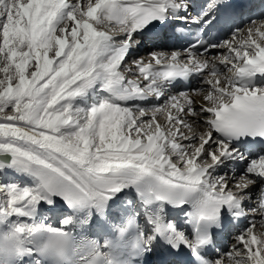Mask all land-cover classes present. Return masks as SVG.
Here are the masks:
<instances>
[{
  "label": "bare ground",
  "instance_id": "6f19581e",
  "mask_svg": "<svg viewBox=\"0 0 264 264\" xmlns=\"http://www.w3.org/2000/svg\"><path fill=\"white\" fill-rule=\"evenodd\" d=\"M115 1L121 0H95L91 2L90 8H86L83 13H80L78 9H75L77 5L72 4L68 0H0V20L7 21L6 28L4 27L5 40L12 45L14 43L12 39L20 37L21 41L27 46L24 54L28 57L35 56L37 64L36 73L30 78L33 79L32 83L37 82L36 85H38V89L36 85L34 87L37 90L33 89L34 92H39L40 103L37 110L32 115V118L27 121L0 124V153H8L10 155V160L7 162L0 161V166H11L4 171L3 176L6 177L8 171H14L17 175H24L27 182L32 186L29 199H27L23 206H21V209L18 210L22 212H32L36 208V201L32 197L33 195L38 197L39 193H33V190L39 188L40 183L30 174V171L40 166L35 163L33 158L39 157L41 154L48 157V162L54 163L56 166L64 164L68 165L70 168L81 170L96 166L114 168L117 160H131L138 165H147V171L153 166L158 167L159 165H154V161H159V164L163 165L166 172L177 170L176 179L172 181L174 184L195 189L196 194L205 195L211 192L217 195L231 194L241 198L243 195L247 197L250 194L252 196L251 199H255L256 195H253V188L256 185L248 188L244 183L243 185L235 186L237 185L235 181H244L241 174L238 173V170H234L232 166L221 171L223 165L213 169V165L217 163L218 157L209 159L201 154L209 151L206 143L213 134L210 122L217 108L231 101L235 95L244 93L245 88L250 91L264 89V85L255 86L252 89L248 88L246 82L249 79V73H242L238 69L245 58L249 55L251 56L257 45L262 42L264 36L259 37L260 35L254 34V31H264L263 22L259 23L260 20L254 21L255 24L248 30V35L245 36V39L249 40L250 44L246 47H242L243 44L241 46L242 48L238 46L240 49L237 50L236 48L237 52L235 51L238 55L230 56L228 61L230 62L229 65H226V60H224L228 52L222 50L221 47L212 49L208 56L198 59L195 63L194 67L199 72L197 73L198 75L204 74L200 70L207 64L212 67L211 70H213V73L222 72L223 69L225 72L227 71V73L221 77L214 74L213 80L209 81L212 83V88H209L211 92H209V95H206L207 97L202 93L203 91L200 93V90H202L204 86L198 85L196 80L191 82L190 89H194L193 94H191L193 98L192 100L189 98V103L186 105L183 112L189 111L190 116L188 115L189 117L187 118H189L190 124H193L192 126L194 127H198L197 130H203L205 134L200 142V147L193 157H196L194 162L188 161L190 163L187 162L188 164H185L184 169H176L177 167L173 169L171 167L172 164H166V161L160 159L161 152H159V150L163 147L160 140L157 141V138L151 135L149 138H146L147 141L143 146L136 149L133 145L129 144L125 137V129H123L122 125L119 123L122 118H124L123 116L127 115L124 112H120L119 109L121 105L136 103L140 108H145L149 104L162 102V99H160V101L156 100L158 95L155 97L156 99L149 98L145 103L141 102L140 100L143 97L141 94L146 93L140 85L151 83V80L155 79L150 77L149 72L151 70V65L154 63L159 64L160 62L166 64L169 62V59H167V57L163 58V56H157L153 51H158L157 49L160 47H154L152 45L150 49L152 51L142 56L150 63L141 65L138 68V72L136 73L138 78H135V82L129 84L125 83L126 78L123 76L121 70L117 71V69H121V64L129 58L131 51H128L127 47L131 44L133 39L128 36L122 38L120 28L115 29L112 26H107V24L100 20L101 11H103L107 5ZM8 4L14 6V9L10 10ZM254 16H257V18L263 17L259 15V11L252 15V17ZM63 17L65 19L66 17H70V19H72L69 21L68 27L71 33L69 36L67 35L65 37L64 41L53 39L54 30L61 23ZM247 22L248 19L241 21L239 24H245V26H247ZM105 27L113 30L114 36H111L112 38H110V36L106 38L109 32L106 31ZM52 39L53 42L51 41ZM122 39L126 43L122 49H114V47L109 46L111 43L113 44V42ZM6 44L7 43L4 44V47ZM226 45L229 44L226 43ZM47 48L51 54L50 59H48L50 56L46 57L44 55L45 53H42V50ZM6 49L9 54L13 55L17 50V46L16 48L8 46ZM53 57H56L54 63ZM190 61H192V59H189V62ZM208 68L210 67L208 66L207 69ZM144 69L147 70L144 71ZM130 72L131 70L128 71V74H131ZM26 78L22 77V80L18 81L12 88L10 87V92L16 97L24 96L33 88L31 86L34 84L29 85L31 82L28 83L25 80ZM54 81L56 83H53ZM111 82L113 84H110ZM92 90H99L98 92L104 95L101 106L94 107L91 112L85 111V109L74 113L72 112V114L69 113V111L66 112L65 108L69 107L68 104H70L71 101L79 100V98L82 97L84 98L85 94ZM132 91H135L134 95H128V93ZM46 98V103H42V100H46ZM61 105L65 107L64 110ZM147 111L145 112L147 113ZM177 113L178 112H176V114ZM77 117H81V120L78 121ZM142 117H145V114ZM126 119L128 118L126 117L125 120ZM64 127L67 128V131L72 133V136L69 138L72 139L71 141L73 142L71 145L52 140L50 137L51 135L59 134ZM193 131L192 129L188 130L183 137L186 136L187 141H193L197 136H202L200 131L194 133ZM94 137H96V140L99 142L97 145H99L100 148V155H95V153L91 154L89 150ZM216 139L218 140L217 136ZM153 148H155L154 155L150 156L148 152L153 150ZM226 151L227 149L223 145L221 148H217L218 154L222 155ZM137 152H142L143 155ZM147 154H149V156H144ZM196 160H202L204 163L201 167H209L207 172H212V176H217L221 181H219V183L217 179L211 181L206 178V175L200 180L198 175L199 171L197 169L198 164L195 162ZM254 163L253 166L256 165L255 170H248V172L255 173V177H250L246 174H244V176H246L245 180L250 179L255 183L256 177L264 176V156L255 159ZM234 171H236L237 174H233ZM22 182L27 183L23 180ZM128 183L135 185L136 181L129 179ZM112 186H123V181ZM235 187L238 193H236ZM245 189H251V192H246ZM262 195H264V192ZM237 203L238 205L240 204L241 208L251 204L247 200H238ZM259 204L261 203L259 202ZM258 209V212L253 217L254 221L251 223L249 222L248 225L243 223L240 226L241 228L236 231V233L242 234L246 231V227L252 224L246 232L249 244L251 245L250 247L254 249L255 253L251 258L253 261L249 264H264V260H261L262 249L261 247L259 248L260 242L264 244V237H256L254 234L256 231L255 228V231L252 233L250 232V230H253L251 227L256 226V228H258L257 223H259V219L261 217L264 218V206L258 205ZM38 212L37 210L35 222L30 217H26V219L22 221L20 220L21 216L6 215L4 222L0 224V230L2 228H7L11 231L13 226L20 227L21 225L43 227L41 223L36 222ZM9 220L11 222L7 224ZM232 220H237V217ZM51 225H54V222ZM43 231L44 229L40 230L41 233ZM17 235L20 237L23 235L22 239L25 238L28 243L32 234L30 235L28 231H25L17 233ZM27 238H29V240ZM21 247L23 248L24 246L22 245ZM223 256H221L220 260H216L215 256L212 262H214V264H220V262L223 264V261L226 259V257Z\"/></svg>",
  "mask_w": 264,
  "mask_h": 264
},
{
  "label": "snow or ice",
  "instance_id": "6c2138e0",
  "mask_svg": "<svg viewBox=\"0 0 264 264\" xmlns=\"http://www.w3.org/2000/svg\"><path fill=\"white\" fill-rule=\"evenodd\" d=\"M197 8L200 9L197 14L202 16V20L197 23L208 32L217 28L238 30L240 25L235 21L243 16L251 22L253 9H258L259 15L264 16V0H260L258 4L251 0H211L209 5H185L182 17L187 19V14ZM165 20L168 21V27ZM170 27L171 20L165 16L164 20L145 25L135 35L146 39L151 33L153 46L166 48L174 38L169 34ZM222 108L223 111L216 114L219 117L218 127L225 136L232 138L221 136L217 140L213 133L206 143L209 151L201 155L209 159L218 157L213 169L223 165L221 171L228 168V161L236 159L238 162L233 165L234 170H238L239 174L255 177V173L248 172L247 165L264 156V89L250 91L245 88L242 96L235 95ZM222 145L226 146L227 151L221 155L216 149ZM33 159L41 166L30 171L40 183V187L33 190V193H39L38 197H32L36 201V208L32 212H22L15 207L7 209L5 204H0V208L5 209L0 212V223L4 222L6 215L12 214L34 220L37 210L47 218L56 219L55 225L46 226L50 235L39 246L40 251L33 250L27 254L29 264H43L41 251L54 250L63 255L68 246V230L76 224L82 226L85 233H91L95 237L104 236V245L107 247L112 243L107 239L109 231L123 235L126 228L134 222L143 223L145 227L142 230L147 240V243L133 245L138 250V264H214L206 257L212 252L211 245L220 233L215 229L211 232L201 229L197 237V232L189 226V221L180 220L182 214L187 217L185 203L196 196V190L174 184L172 181L176 179V171L166 172L159 161H154V165H159L158 167L153 166L147 171V165H138L131 160H117L114 168L96 166L81 170L65 165L68 168L65 171L45 159ZM10 167L0 166V175ZM172 168L175 169L176 166L172 165ZM233 174L237 172L234 171ZM5 179L27 182L24 175H17L14 171H8ZM129 179L135 180V185L128 183ZM121 181L123 186H112ZM256 183L260 191L264 192V176L256 177ZM5 188L7 185L0 181V191ZM245 191L250 193L251 189ZM152 196L162 197L166 210L153 207L150 199ZM198 204L199 201L193 200L194 207ZM125 220L126 224L116 223ZM169 223L177 232L184 233L183 242H175V233L169 228ZM230 223V213L224 211L223 228L226 229ZM215 227L221 228V223L218 221ZM40 230L43 228L33 225L13 226L10 232L0 237V251L9 254L19 252L25 241L17 233L28 231L31 235ZM90 243L95 245L97 240L92 239ZM222 255L225 253H220L217 249L216 260H220Z\"/></svg>",
  "mask_w": 264,
  "mask_h": 264
},
{
  "label": "rangeland",
  "instance_id": "374dc122",
  "mask_svg": "<svg viewBox=\"0 0 264 264\" xmlns=\"http://www.w3.org/2000/svg\"><path fill=\"white\" fill-rule=\"evenodd\" d=\"M68 1L74 5H77L75 6V9H78L80 13H83L84 9L90 8L91 2L95 0H68ZM11 4L14 5L13 3ZM12 5L8 4L9 7L8 6L7 7L10 10H13L14 6ZM67 17L66 19L63 17L61 23L55 28L54 34L52 37L53 39L64 41L65 37L67 35L69 36V34L71 33L68 27H69V21H71L72 19H70V17L69 18ZM1 20H0V124H10L12 122L27 121L31 119L32 115L34 114V112L37 110V107L39 106V103H40L39 92L37 91L34 92V90L38 89V85H36L37 82L32 83L33 79H30L31 77H33V75H35L34 73H36L37 64H36L35 56L28 57L24 54L25 48H27V46L24 42L21 41L20 37L13 38L12 42L14 41V43L12 45H10V43L5 40L4 38L5 30L4 29L6 28L5 26L7 24V21L2 20L3 21L2 22ZM259 20H260L259 23L263 22V27H264V16ZM254 24H255L254 21H251L248 23L247 26L241 27L236 32H234L235 33L234 35L229 34L227 37V44L229 45H223L222 49L227 50L229 54L232 56L237 55L236 52L238 49H240L238 48V46L241 47L243 44L244 46L248 45L249 40L245 39V36L248 35V30H250ZM106 31L109 32V35L106 36V38H109V36L110 38H112L114 36L113 30H111L110 28H106ZM263 32L264 31L256 30L254 31V34H258L260 35L259 37H262L264 36ZM53 39L51 40L52 42H53ZM5 43L7 44L4 47ZM14 44L17 46V50L12 55L8 53V50L6 48L8 46L16 48ZM124 45H125V42L122 39L117 42H113V44L111 43V45L109 46L114 47V49H118V48L122 49ZM145 48L146 46L136 41L131 42V44L129 45L128 50L131 49V50H134L135 52H133L130 55V57L121 64V69L119 70L117 69V71L121 70V72L123 73V76H126L127 78L126 82H135L136 79L138 78L137 75L128 74V71L131 70L132 73H134L135 71H137L139 65L146 62L142 56L146 55L147 53H150L149 51L151 50L149 48H146V49ZM42 53H45L44 55L46 57L50 56L48 57V59L51 58V54L49 53L48 48L43 49ZM156 53L160 54L161 52L158 51ZM136 56L137 57L141 56L140 60H142L143 62L138 59H135ZM52 59L54 63L56 57H53ZM226 73L227 71L225 72L223 69L222 72L221 71L218 73L216 72V76L221 77L222 75ZM213 76H214L213 72L212 73L207 72L206 81L201 83L202 86L204 87L202 88V90H200V93L203 91L202 93L205 96L209 95V92H211L209 91V88H212L211 87L212 83H210L209 81L213 80ZM22 77L24 78L27 77L25 80L28 83L31 82L29 83V85L30 84L32 85L34 84V85L31 86L33 88H31L30 91L26 93L24 96L16 97L13 93L10 92V90L18 81L22 80ZM53 83H56V82L54 81ZM35 85L37 89L34 88ZM141 87H144V89L148 92L149 97L154 98L160 92L158 97L161 98V95L163 94V97L161 98L162 102H159L157 104L156 103L149 104L145 108L144 107L140 108L139 106L133 105V104L121 105L119 109L120 112H124L125 114H127L123 116L124 118H122L121 122H119L122 125L123 129H125V137L127 138L129 144L133 145L134 148L136 149L140 148L146 143L147 141L146 138H149L151 135L156 137L157 141L160 140L161 145L163 146L159 150V152H161L160 159L162 161H166L167 162L166 164L170 163L172 165H175L177 167L176 169H184L185 164H188L192 161L194 162V160L196 159V157L195 158L193 157L195 155V152H197L198 148L200 147V142L202 141V138L205 134L203 130H200V129L197 130L198 127L196 126L194 127L192 126L193 124H190L189 118H187L190 116L189 111L183 112L184 108L189 103V100L190 99L192 100L193 98V96L191 95L193 94V91L188 95H184L179 92H175V93L165 92L164 93V91L163 90L161 91L160 88H158L157 90L152 89L151 87H149L148 84L145 85V83ZM98 91L99 90H96V91L92 90V91H89V93L87 92L84 98L82 97V98H79V100L71 101L70 104H68L69 107L67 108H65L63 105L61 106L63 107V110L65 108L66 112L69 111V113L71 114L72 112L74 113L79 110L81 111L82 109H85V111L91 112L94 107H97V106L99 107L103 103L104 95ZM158 97L157 99L160 101V98ZM42 101H43L42 103L45 104L46 103L45 101H47V98L46 100H42ZM160 104H163V105H160ZM145 111H147V113ZM176 112L178 113L176 114ZM144 114H145V117H142ZM126 117L128 119L125 120ZM77 120L78 121L81 120V117L80 118L77 117ZM66 129L67 128L64 127L61 130V132H59V134H55L53 136L51 135L50 136L51 139L65 143L67 145H71L73 142L71 141L72 139H69V138L72 136V133H70ZM190 129L194 130L193 133L200 131L202 136H197V138L194 139L193 141H190V140L187 141L186 140L187 137L186 136L183 137V136ZM93 143L92 145L94 146L91 145V147L89 148V150L91 151V154L95 153V155H100L99 153L100 148H99V145H97L99 142L98 140H96V137H94ZM154 149L155 148H153V150L148 152L150 156L154 155L153 154ZM137 153L141 154L142 152H137ZM149 154L144 155V156H149ZM235 161L238 162L237 160ZM195 162L199 165L204 163L202 160L200 161L196 160ZM231 165H233L232 160L229 161L228 167L229 168L232 167ZM251 165H252V162L249 165H247V170H252V169L255 170V167L254 166L251 167ZM211 175L212 173H210L208 177L211 181H215L216 179L218 183L219 181H221V179L218 178L217 176L214 177ZM243 176L244 174H241V177L244 179V181L242 180L235 181V184H237L235 186L243 185V183L247 186V188L256 185L253 188L254 190L253 195H256L255 199H248L249 196L244 197V195L242 197L244 200H247L251 203L249 208H247V210L250 213H252L254 217L255 214L259 210L258 205L264 206V195H262L263 192L260 191V188L259 186H257L256 182L254 183L250 179L245 180L246 176L244 177ZM0 181H2L3 184L7 185V188H5L3 191H0V204H5L6 208L8 209H12L13 207H15L16 209H21V206H23L26 200L29 199L30 197V194L32 191L31 184L29 182L24 183L22 182V180H17V179H5V176L3 175H0ZM235 191H237L236 193H238V190H236V187H235ZM259 202L261 204H259ZM4 210H5L4 208H0V211L3 212ZM12 215H15V214H12ZM26 217L27 216H21L20 220L23 221L26 219ZM35 220L36 219H34L33 221L35 222ZM252 221H254V219ZM36 222H39L41 223V225H44V226L51 225L52 223L51 218L45 217L40 212L37 213ZM55 222H56V219H55ZM257 227L258 228L254 226L256 231L253 230L255 231L254 233L256 237H260V236L264 237V218L263 217L259 219V223H257ZM245 230L246 231L244 233L240 234V236L243 237L242 240H241V237H239L240 239H238L234 235L230 237L232 239L229 241V245L226 246L225 251L223 252L225 253L224 256L226 257L225 261H223V264H249L251 261H253L251 260V258L253 254L255 253H254V250L250 247L251 245L249 244V241H248V236L246 233L248 228H246ZM260 247L262 249V259L261 260H264V244L262 242L259 243V248Z\"/></svg>",
  "mask_w": 264,
  "mask_h": 264
},
{
  "label": "water",
  "instance_id": "95a60500",
  "mask_svg": "<svg viewBox=\"0 0 264 264\" xmlns=\"http://www.w3.org/2000/svg\"><path fill=\"white\" fill-rule=\"evenodd\" d=\"M10 160V155L9 154H0V161L7 162Z\"/></svg>",
  "mask_w": 264,
  "mask_h": 264
}]
</instances>
